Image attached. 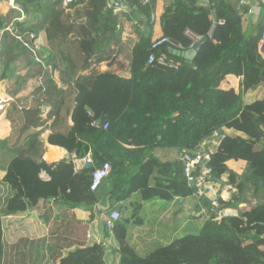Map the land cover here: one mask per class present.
Masks as SVG:
<instances>
[{"label":"trees","instance_id":"obj_1","mask_svg":"<svg viewBox=\"0 0 264 264\" xmlns=\"http://www.w3.org/2000/svg\"><path fill=\"white\" fill-rule=\"evenodd\" d=\"M15 1L36 16L0 37V99L9 98L2 103L0 151L10 154L0 179V264H106L103 243L86 244L84 229L69 239L76 226L63 218L52 219L47 236L19 234L8 244L2 233L3 216L39 208L49 198L69 210L90 208L97 198L91 174L103 162L111 166L110 209L140 194L129 202L130 215L121 209L108 233L117 243V264H264V97L247 99L264 84L263 17L255 24L246 18V31L245 8L235 0H174L154 22L158 0H118L120 10L109 0H73L67 10L61 0ZM12 17L7 13L0 23ZM156 26L172 42L157 53L179 62L177 68L147 64ZM124 30L135 37L128 53L132 37L122 40ZM203 36L207 40L191 63L169 50L185 51ZM118 55L129 65L127 77L94 71ZM228 75L239 79L237 90L221 87ZM214 132L220 136L208 163L235 186L221 206L237 213L208 212L198 234L140 256L127 241L125 224L141 222V200L194 192L180 159L160 161L153 149L192 153ZM46 142L76 159L89 157L92 167L77 170L72 159L44 164ZM231 160L244 163L239 172L228 166ZM40 163L52 179L47 196L28 177V169ZM199 200L207 211L208 199ZM52 214L45 209L41 219L47 222Z\"/></svg>","mask_w":264,"mask_h":264},{"label":"crops","instance_id":"obj_2","mask_svg":"<svg viewBox=\"0 0 264 264\" xmlns=\"http://www.w3.org/2000/svg\"><path fill=\"white\" fill-rule=\"evenodd\" d=\"M164 3L165 0L157 1V7H156L157 9H155L156 16H159L160 13L163 11ZM15 4L16 7H12L8 4L7 0H0V18H4L7 13H11L13 17L11 18V21L8 24L10 23L14 24V27L16 29L17 26L16 23L18 21L27 20V19L32 20L36 16V13H33L32 10L31 12L30 11L26 12L24 8L20 7L16 3V1ZM253 16L257 17L256 21H258V19L263 17L262 14L252 15L251 17ZM160 34H161L160 30L156 26L153 38L159 36ZM128 36L132 37V40L128 42L126 45L127 47V49L125 50L126 53H128L131 50L135 40L133 33H131L130 31L126 32L124 30L122 33V38H123L122 40H125ZM113 49H115V47ZM262 56L264 58V55ZM123 60L124 59L122 58L121 55L114 56L113 59H108L102 62L94 71L95 72L97 70L105 71L111 69L127 77L129 75L130 68L126 60L124 62H121ZM94 66L95 65L92 64L90 68H93ZM223 81H226L227 85L223 87L221 83L222 88L227 89L232 87L235 90L238 89L239 79L236 76L228 75ZM0 89H2L1 85H0ZM247 96L249 99L254 98L256 96L264 97V84L260 85L259 87L253 90H250L247 93ZM1 98L6 99L7 96L2 95ZM4 109L5 108H0V134L1 133L4 134L5 132V128L3 127V122L1 117ZM1 123H2V127H1ZM48 134L49 131L44 130L42 132V137L44 139H47ZM214 145L215 142L207 141L206 138L200 144V147L209 148V147H214ZM153 155L160 161L174 160L178 158V151L168 148L156 147L153 149ZM9 158H10V154L5 153L4 151H0V179L2 178L4 173L2 167L6 165ZM63 159H72L75 165V169L77 170L85 168L84 164L85 162H87L86 160L87 157L82 159H76L65 148L60 147L58 145L49 144L47 142L45 143L44 155H43L44 164L45 163L53 164ZM3 160L4 163H1V161ZM230 162H238V161L231 160L228 162L229 163L228 165H230ZM44 164L40 163L35 167L29 168L28 177L30 178L31 182L40 190V192L43 195L47 196L48 185L52 182V179L45 171ZM236 164H237L236 166L230 165V167H232L233 170L239 172L242 169L244 163L242 162L241 165L238 163ZM110 182H111V178H107L101 181L98 188L96 189L97 190L96 201L94 203H89L90 208L77 207L69 210L63 205L54 202L53 198H49L48 203L41 204L39 208L27 210L24 212H19L13 215L3 216L2 233H3L4 241L10 244L13 240L17 238L19 234H20L19 236H21L22 234L23 236L29 238H38L42 236H47L50 230L52 229V219L63 218L65 220H69L72 223V226L74 224L76 226V229L70 234L69 239L77 237V235L79 233L81 234L82 230L84 229V233L86 231H87L86 234L89 233V236L88 237L86 236V240H85L86 244L102 242L104 248H106V252H107L106 258L117 261L118 255L115 252L117 243L115 239H113L112 235L108 236L110 230L105 228L104 220L108 215V213L110 212V210H114V209L117 210L119 212V217H120L121 209H123L124 211L130 209L131 211V205L129 202L138 200L140 198V194L139 192L133 193L130 200L126 201L127 205L124 208H121V206L124 203L117 202L110 209V201L108 199ZM141 203H142V208L139 214L141 222L135 224H138V226H142L147 221L150 222L151 225L153 226V228L148 231L149 233H151V235H147L146 233L138 240L146 245L149 243L151 239L156 240L153 246H155L158 243L164 242L163 240L160 239L158 235L160 233L161 228L167 229L169 233V238H172L173 236L177 235V231L176 230L171 231L168 228H176L177 226L185 227V225H187L188 223H194L196 219L201 220L202 216L205 215V209H204L205 207L203 208V205H201L200 200L194 196H189L185 198L176 197L168 201L159 198H150L147 200H141ZM45 209H49L51 211L53 210V214L51 215L50 219L47 222L41 219L42 212L45 211ZM150 211H153L154 214H151ZM128 223H134V222H126L125 224L126 237L128 234L127 227L130 226V224ZM128 243L136 250V247L132 244V242L128 241ZM73 247L74 246H72L71 248ZM67 250L68 247L63 249L65 253L67 252ZM45 262H47V260ZM50 264L53 263L50 262Z\"/></svg>","mask_w":264,"mask_h":264},{"label":"built area","instance_id":"obj_3","mask_svg":"<svg viewBox=\"0 0 264 264\" xmlns=\"http://www.w3.org/2000/svg\"><path fill=\"white\" fill-rule=\"evenodd\" d=\"M144 3L148 2V0H142ZM174 0H165L164 8L170 6ZM239 6L245 8V16H252L256 14L263 15L264 21V0H235ZM8 4L12 7H16L15 0H7ZM73 2V0H61V7L65 10L68 9V4ZM203 5H207V0L202 2ZM108 5H112L116 10L122 9V5L118 0H109ZM157 16L155 13H152L150 16L151 22L156 21ZM5 31H9L11 33H16V29L14 24H7L5 22L0 23V37L3 35ZM33 37V35H30ZM172 43L171 40L166 37L159 35L157 37L152 38L150 43V53L147 58V64L156 63L159 66L177 68L179 66V62L174 61L171 58H168L165 53H157V51L164 45ZM259 46L261 47V55H264V30L259 40ZM0 108H3L4 103L9 98L0 99ZM108 123L106 122L103 128H106ZM209 140L211 142H216L219 138V134L217 132L212 133L209 136ZM214 152V147H209L207 149L198 148L194 150L192 153L190 152H182L179 155V159L183 164V173L190 185L194 187L193 194L196 197L206 196L210 201L212 208H214L218 217L226 216L228 214L233 213V211H229L219 207V201H227L229 198V193L235 190V187L230 184H222L217 177V171L209 165V161ZM90 161L89 158L86 159ZM110 163L103 162L99 167L95 168L91 174L90 181V189L94 190L98 187L100 182L104 179H107L109 176ZM119 218V213L117 210H111L106 217L104 223L106 228L111 229L114 226V222ZM89 236V233L87 234Z\"/></svg>","mask_w":264,"mask_h":264},{"label":"rangeland","instance_id":"obj_4","mask_svg":"<svg viewBox=\"0 0 264 264\" xmlns=\"http://www.w3.org/2000/svg\"><path fill=\"white\" fill-rule=\"evenodd\" d=\"M246 18H251L252 23L255 24L256 20H257V17L256 16H253V17L244 16V18H243V26H244V29L246 31H248L246 29V24H247L246 23ZM121 47H123V46H121ZM126 49H127V47H125V50ZM226 85H227V82L223 81L222 82V86L225 87ZM247 99H249V98H247ZM1 135H2V133L0 134V136ZM1 163H4V160L1 161ZM236 163H238L240 165L242 164V162H230V165L231 166H236L237 165ZM230 165H228V166L230 167ZM230 168H232V167H230ZM124 213H125V215H130V209L125 210ZM150 213L154 214L153 211H150ZM203 217L201 218V220L196 219L194 223H188L187 225H185V227L177 226L176 228H168L171 231L172 230H176L177 231V235L173 236L172 238H169V233H168L167 229L161 228L160 229V233L158 235H159L160 239L163 240L164 242L158 243L155 246H153L155 241H156L155 239H151L147 245L142 243L141 241H138L146 233H147V235H151V233L148 232L150 229L153 228V226L151 225L150 222L146 221L144 223V225H142V226H138V224H135V223H128V224H130V226L127 227L128 228L127 241L132 242V244L136 247V250H138L136 252L140 256H145L150 251L155 249L156 247H158L160 245L168 244L171 241H173L174 239H177V238L181 237L182 235H185V234H198L200 232L201 228H202V223H203V220H204ZM130 222H132V221H130ZM6 229H7V227H6ZM17 229H16V232H17ZM152 246H153V248H152ZM117 263H118V260L115 261V260L106 258V264H117ZM44 264H50V262L47 261Z\"/></svg>","mask_w":264,"mask_h":264},{"label":"water","instance_id":"obj_5","mask_svg":"<svg viewBox=\"0 0 264 264\" xmlns=\"http://www.w3.org/2000/svg\"><path fill=\"white\" fill-rule=\"evenodd\" d=\"M145 33L146 35H148L149 32V26H145L144 27ZM207 40V36H203L202 38H199L189 49L185 50V51H180L176 48H174L173 46L169 47V50L177 55V56H181L185 59L186 62L191 63L197 50L200 48V46ZM84 167L86 169H89L90 167H92L91 162L87 161L84 164Z\"/></svg>","mask_w":264,"mask_h":264},{"label":"clouds","instance_id":"obj_6","mask_svg":"<svg viewBox=\"0 0 264 264\" xmlns=\"http://www.w3.org/2000/svg\"><path fill=\"white\" fill-rule=\"evenodd\" d=\"M157 20V19H156ZM210 136V135H209ZM209 136L208 137H206L207 138V141L210 139L209 138ZM220 136V135H219ZM205 138V139H206ZM219 139V138H218ZM217 144H218V140H217V143L215 142V145H214V150H215V148H216V146H217ZM198 148H201L200 147V145H199V147ZM197 148V149H198ZM204 149H207V148H204ZM87 158H89V157H87ZM178 159H179V156H178ZM90 162V161H89ZM210 165V164H209ZM216 170V169H215ZM217 171V170H216ZM184 174V173H183ZM217 177H218V180L222 183V184H229V183H226L224 180H223V178H221V177H219L218 176V174H217ZM105 180V179H104ZM101 183V182H100ZM231 185V184H230ZM99 186V185H98ZM235 187V186H234ZM98 188V187H97ZM96 188V189H97ZM96 189H94V190H96ZM235 190H236V188H235ZM235 190L233 191V192H235ZM233 192H230L229 193V198H228V200L227 201H229V199H230V196H231V194L233 193ZM193 196L194 197H196L194 194H193ZM201 197V196H200ZM204 197H206V196H204ZM196 198H198L199 199V197H196ZM207 198V197H206ZM208 199V198H207ZM227 201H222V200H220L219 201V209L220 208H223V209H226V210H229V211H233V213H231V214H228V215H235L236 213H237V210L236 209H234V208H226V207H223V206H221V202H227ZM208 203H209V207H208V210L206 211V208H204L205 206H203V208L205 209V214H208V212H214L216 215H217V217H218V213H217V211L214 209V208H212V205H211V203H210V201L208 200ZM111 211V210H110ZM119 213V212H118ZM109 214V213H108ZM228 215H226V216H228ZM108 216V215H107ZM106 216V217H107ZM221 217H223V216H221ZM106 219V218H105ZM105 221V220H104ZM104 225H105V223H104ZM108 229V228H107ZM112 229V228H111ZM111 229H108V230H111ZM88 234V233H87ZM87 234H86V236H87ZM88 237V236H87Z\"/></svg>","mask_w":264,"mask_h":264}]
</instances>
